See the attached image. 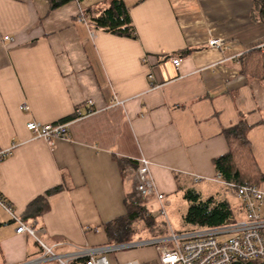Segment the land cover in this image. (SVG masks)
<instances>
[{"label":"crops","instance_id":"crops-1","mask_svg":"<svg viewBox=\"0 0 264 264\" xmlns=\"http://www.w3.org/2000/svg\"><path fill=\"white\" fill-rule=\"evenodd\" d=\"M124 1L137 38L80 20L81 11H100L110 0H71L55 9L48 0H0V149L17 144L0 160V194L47 243H67L59 251L106 243L104 224L126 213L137 172L131 165L123 172L118 158L150 161L164 195L150 196L152 208L185 189L221 185L214 160L229 150L223 130L241 119L250 126L264 190V82L240 65L244 53L264 50L254 0ZM213 37L224 41L222 50L209 45ZM171 54L181 57L179 69ZM89 99L97 110L71 121L69 140L49 142L26 128L29 120L53 123L76 108L85 112ZM58 185L49 209L28 217V204ZM210 189L209 196L227 199ZM39 255L34 238L17 233L0 208V264Z\"/></svg>","mask_w":264,"mask_h":264},{"label":"built area","instance_id":"built-area-1","mask_svg":"<svg viewBox=\"0 0 264 264\" xmlns=\"http://www.w3.org/2000/svg\"><path fill=\"white\" fill-rule=\"evenodd\" d=\"M80 20L88 24L87 17L80 13ZM10 39L9 35L4 37ZM209 45L216 49L224 48L221 38L213 37ZM176 69L180 68L181 57L168 55ZM147 61V58H144ZM152 78L153 75L150 73ZM87 110L82 112L76 108L73 118L53 123H43L29 120L26 128L35 137L44 138L49 142L55 139H70V123L73 119L93 114L97 108L93 107L92 99L87 100ZM22 107L29 109L27 103ZM17 144L0 149V160L10 156ZM136 191L148 195H156L159 200L164 198L157 192L151 173V163L141 158L136 170ZM221 183L228 187L240 202V209L236 221L216 227L188 228L183 231H171L155 237L134 239L121 243H104L102 245L73 246L70 251H59L60 246L67 243L50 244L42 238L41 229H38L32 220H26L17 214L13 204L0 194V208L4 209L16 224V232L26 233L36 241L40 255L18 264H145L133 258L122 263H113L108 253L121 248L138 245L154 244L159 252L158 264H264V190L254 183H236L225 181ZM196 181L199 178L196 176ZM164 210V206H161Z\"/></svg>","mask_w":264,"mask_h":264},{"label":"trees","instance_id":"trees-1","mask_svg":"<svg viewBox=\"0 0 264 264\" xmlns=\"http://www.w3.org/2000/svg\"><path fill=\"white\" fill-rule=\"evenodd\" d=\"M48 1L51 8L55 9L71 0ZM254 2V11H257L264 20V0H254ZM82 12L92 27L118 36L137 38L129 8L124 0H110V4L100 11L87 8ZM240 65L241 71L246 76L264 82V50L255 49L244 53L240 57ZM72 118L67 117L64 120ZM249 128L247 122L241 119L236 125L223 130L229 150L217 157L214 164L217 173L225 181L249 182L258 185L263 179V174L257 165L251 142L247 136ZM118 162L123 172L127 165L133 166L136 170L139 166L138 162L127 158H118ZM135 187L125 199L126 213L104 224L108 238L106 243L131 241L139 238L142 231L148 234L147 237L165 234H153L159 223L149 202L151 195L137 192ZM62 188V185L55 186L35 198L26 208L27 216L36 217L46 212L49 209L48 197ZM183 197L189 204L188 210L183 216V221L188 228L216 227L234 222L238 218L237 209L232 208L227 199H218L215 196L203 199L200 192L194 188L185 189Z\"/></svg>","mask_w":264,"mask_h":264},{"label":"rangeland","instance_id":"rangeland-1","mask_svg":"<svg viewBox=\"0 0 264 264\" xmlns=\"http://www.w3.org/2000/svg\"><path fill=\"white\" fill-rule=\"evenodd\" d=\"M216 188L230 201L232 208L236 209L240 204L239 200L235 197L234 193L223 184H204L205 189L201 193L202 198L206 199L210 197L207 193H211L210 186ZM201 186V187H202ZM221 187V188H220ZM221 189V190H220ZM213 191V190H212ZM215 193V192H213ZM215 196V195H214ZM217 197V196H216ZM218 198V197H217ZM220 199V198H218ZM164 210H162L161 205L155 204L152 208L153 213L156 215L157 219L160 222H163L164 225L158 226L153 231V234H169L171 231H183L188 227L183 221L184 213L187 212L189 204L182 196L176 197L169 205L164 202ZM239 212V209L237 210ZM238 214V213H237ZM141 228V227H140ZM141 231V229H140ZM141 236L136 239L149 238L147 237L146 232H141ZM108 258L113 263H122L133 258H138L141 263L145 264H158L159 261V252L154 244L148 245H138L129 248H121L116 251L108 253Z\"/></svg>","mask_w":264,"mask_h":264}]
</instances>
